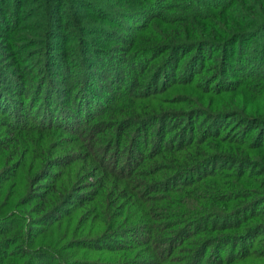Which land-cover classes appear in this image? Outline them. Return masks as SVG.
I'll use <instances>...</instances> for the list:
<instances>
[{
    "label": "trees",
    "instance_id": "obj_1",
    "mask_svg": "<svg viewBox=\"0 0 264 264\" xmlns=\"http://www.w3.org/2000/svg\"><path fill=\"white\" fill-rule=\"evenodd\" d=\"M24 1L0 0V264H263L264 0H40L21 26ZM114 26L145 65L123 87Z\"/></svg>",
    "mask_w": 264,
    "mask_h": 264
},
{
    "label": "rangeland",
    "instance_id": "obj_2",
    "mask_svg": "<svg viewBox=\"0 0 264 264\" xmlns=\"http://www.w3.org/2000/svg\"><path fill=\"white\" fill-rule=\"evenodd\" d=\"M39 1L40 0H34V1L33 0H25L24 1L25 2V10L24 11H27V16L25 15V17L23 19H20V23L19 24H21V26L22 25L24 26L25 24H26L25 26H29V25H32V23L39 21V19L41 17L37 18L36 15L43 16V13H44L43 11L41 12V11H38L36 9H32L33 6H31L32 4L40 3ZM96 1H97V3L99 5H102L103 7H106L105 5H107L110 2L111 3H114L115 2L116 3L115 4V7H116L115 9L117 11H125L126 10V7L123 6V4H124L123 0H96ZM4 8H5L4 12H1L0 13V19L1 20L2 19L7 20L10 17H12V18L15 17V15L12 16V14H11V16H9L10 11L8 10V6H4ZM120 15H123V14H120ZM120 19L122 20V22L124 24L130 25L129 21L126 18L120 17ZM63 20H65V18H63ZM253 20H256V19H253ZM257 20L259 21L260 18L257 19ZM78 21H79L80 25H81V22L90 23L89 25H99V24L102 25L104 23L107 24L106 23V19H104V18L103 19H100V18L83 17V18H81ZM108 22H111V21H108ZM112 25H114V24H111L109 26L111 27ZM15 27H18V25H16ZM113 29H115L116 32H122V36H121L122 37V41L119 42L120 43L119 45L121 46V48L119 49L120 50L119 51L120 54L118 56H116V57L117 58H120L121 57V59L123 60V62L122 63L110 62L109 64H106V62H104L103 63V66L105 68L108 65L109 70H110L112 66H109V65H115V66L118 67V69H121L122 70V73L119 75V77L121 79V83H120L119 86H122L123 87L127 83V81H128L129 78L134 77V75H136V74L140 75L141 72L143 71L145 65H143L142 56L139 57V56H132L131 55V53L136 48L135 46L130 45L132 43V41L134 40V38H135V34L134 33L133 34L132 33H128V32H125V31L121 30V29H123V27H115ZM0 31H1V28H0ZM16 33H17V31H16ZM19 33L20 32H18L15 35H18ZM114 36H117V35H114ZM16 37L18 39L14 41V44H17L18 43V45H23V43H22L23 40H24L23 37H21V38H20V36L19 37L16 36ZM94 39H95L94 40V44L95 43H98L97 41H99V43L96 44V45L100 46V45L103 44L101 42L102 41L101 36L95 35ZM116 39H118V38H116ZM124 42H129V43L124 44ZM70 50H71V48L69 46H67V49L62 52L63 55L65 56V58L66 59L68 58L69 60H70V52H69ZM127 55H131L132 57L130 58V56H127ZM20 56H21L22 59H24V57L26 56L25 55V52L24 51L21 52V55ZM24 61H26V59ZM111 61H113V60L111 59ZM113 63H115V64H113ZM72 64H73V61L70 60V65H72ZM26 72H27V69H26ZM146 73H149L150 74V73H152V71H150V72L149 71H146ZM146 78L147 77L143 78V76H142L141 81L143 82L144 80H146ZM122 83H123V85H122ZM229 89H230V86L228 88V91H229ZM228 91H227V93H228ZM116 92H117V90H115V91L114 90H111V95L114 96L116 94ZM231 95L232 96L229 99L225 98L224 96H221V98L224 99L227 103H228V101H232V98H233L234 99V102L237 103V105L244 106L246 108H250L251 111L252 110H258V109L260 110V108H261V106H260L261 105V102H259V104L257 103V101H253V102L251 101L250 102L249 101L250 99L247 96H245V95H243V94H241L239 92L236 93V91H234V92H232ZM67 103H69V105H72L73 104L72 101H71V99H69ZM202 125H204V123H201V124L196 125V128H195L196 135H198L202 131V129H201L202 128ZM234 129H235V126H232L231 129L229 130V132L231 131V133H232V130H234ZM4 131H5V129H1L0 128V135L4 134ZM224 131H225V129L223 128L221 130V132H224ZM256 153H259V150H257ZM263 154H264V152H263ZM254 250H258V248H256V246H255L254 247ZM260 251H261V253L264 251V246H262V249L259 248V252ZM260 261H262V263L264 264V258H262Z\"/></svg>",
    "mask_w": 264,
    "mask_h": 264
}]
</instances>
